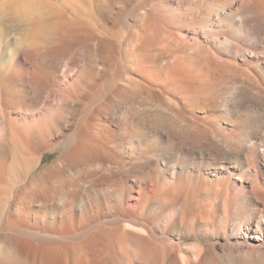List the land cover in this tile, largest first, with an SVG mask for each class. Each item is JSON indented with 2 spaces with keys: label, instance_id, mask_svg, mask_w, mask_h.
<instances>
[{
  "label": "bare ground",
  "instance_id": "1",
  "mask_svg": "<svg viewBox=\"0 0 264 264\" xmlns=\"http://www.w3.org/2000/svg\"><path fill=\"white\" fill-rule=\"evenodd\" d=\"M0 264H264V0H0Z\"/></svg>",
  "mask_w": 264,
  "mask_h": 264
},
{
  "label": "rangeland",
  "instance_id": "2",
  "mask_svg": "<svg viewBox=\"0 0 264 264\" xmlns=\"http://www.w3.org/2000/svg\"><path fill=\"white\" fill-rule=\"evenodd\" d=\"M191 242L194 241V240H190ZM205 242V241H204Z\"/></svg>",
  "mask_w": 264,
  "mask_h": 264
}]
</instances>
